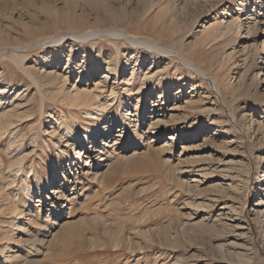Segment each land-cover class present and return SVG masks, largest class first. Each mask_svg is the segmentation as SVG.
I'll list each match as a JSON object with an SVG mask.
<instances>
[{
	"label": "rangeland",
	"instance_id": "1",
	"mask_svg": "<svg viewBox=\"0 0 264 264\" xmlns=\"http://www.w3.org/2000/svg\"><path fill=\"white\" fill-rule=\"evenodd\" d=\"M96 1L0 0V31L19 43L0 49V88H6L0 115L16 107L25 115L13 132L21 137L20 145L26 144L11 154L0 139V201L19 203L24 210L0 214V264H264V224L251 211L261 198L257 182L264 176L262 69L254 71L257 81L251 82L248 73L240 85L251 61L264 66V19H255L258 0H251L246 14L235 2L223 16L218 12L230 0H173L184 8L178 21L187 25L180 33L185 44H193L199 31L215 21L238 15L251 25L257 21L249 38L198 49L222 62L219 89L182 61L193 54L176 51L168 39L145 28L167 0H103L112 18L92 4ZM139 1L147 3L146 12L139 11ZM92 29L99 32L77 39ZM60 38L64 50L57 54L51 42ZM152 39L167 53L148 47L145 42ZM113 43L120 47L115 67L110 66ZM252 44L260 52L246 62L237 51L243 45L247 53ZM13 53L24 57L21 65L11 61ZM44 57L56 59L57 66L48 71L66 79V92L87 89L103 104L98 120L53 99L51 86L40 77ZM84 65L88 70L80 76ZM108 68H116L113 75ZM132 70L136 80L130 78ZM227 82L242 88L241 95L232 97L222 87ZM140 84H145L143 93ZM111 90L114 98L108 96ZM103 127L107 132L101 133ZM215 130L222 134L213 135ZM82 134L98 136L93 148ZM113 134L120 139L111 141ZM16 152L27 157L26 169L32 164L39 176L52 175L50 192L40 194L36 180L28 184L27 196L21 187L29 182L24 171L9 184L4 163ZM222 168L229 176L221 174ZM59 187L69 204H55Z\"/></svg>",
	"mask_w": 264,
	"mask_h": 264
},
{
	"label": "bare ground",
	"instance_id": "2",
	"mask_svg": "<svg viewBox=\"0 0 264 264\" xmlns=\"http://www.w3.org/2000/svg\"><path fill=\"white\" fill-rule=\"evenodd\" d=\"M235 2H236L235 7L238 8V11L241 12V14H246L248 12L249 5L252 1L251 0H238V1L230 0V5L227 6V8L222 9V11L218 12V14H220L221 16L227 15V12L232 10L233 4ZM174 3L175 2L173 0H167L166 4L165 5L163 4L164 6L158 7V14L156 15L154 21L150 22L149 26L145 25V28L148 30V32L150 31L151 33H153L155 35V37H157L158 39H162V40L168 39V43H170L169 46L174 48L176 51L180 52L182 49H184L186 53H191V55L193 54L194 58L190 57L189 59H187V58L183 59L184 58L183 57V58H181V59H183L182 61H184L188 67H190V68L192 67V69L200 72L203 76L212 80L211 82H212L213 86L215 88L219 89V86L222 83L221 80L218 79L219 75L222 72V67H223L222 62L220 63V61L214 56H212V57L203 56V54H205V53L202 54V52H200L198 49H205V48H207L208 45H211L212 43L217 42L218 40H220V43L222 44V46H227L237 36H239L241 39L242 38H249L250 34H252L255 31L256 27L258 26L256 22L260 21L262 23V20L264 19V0H258L256 2L258 4V7L256 6V8H257L256 9V13H257L256 17L257 18H255V19H259V20L255 21L252 25H251V21L249 23L244 22L241 19L240 15H238L234 19L226 21L225 23L223 21H215L210 26L205 27L203 30L199 31L200 35H198V36L196 35L198 38L193 44H185L182 37H181L182 36L181 32L187 27V25H186V27L181 25L180 22L178 21V18H179L178 16L180 15L179 14L180 10L182 12V11H184V8L183 7L178 8V6H175ZM92 4H94L95 6L99 5L100 8L103 9L105 12H108V14L111 13L109 10H107L106 4L104 3L103 0H98L96 2H92ZM138 4L141 7V9L139 11L146 12V10L149 8L146 2L139 1ZM110 17L112 18V14H110ZM191 17H192V15H191ZM216 17H217V14L214 16V18H216ZM212 20H214V19H212ZM111 21H113V20H111ZM159 23H162L163 26L157 27V25H159ZM136 24H139V23H136ZM30 30H32V29H30ZM241 31H245V34L241 35V33H240ZM98 32H99L98 29L88 30V31L84 32V34L77 39H79V40L85 39L86 40V38H88L90 35L98 33ZM262 34L264 35V31L262 32ZM77 39H75V41H77ZM69 40L70 39H67L65 41H69ZM63 41H64V39L60 38L58 40L51 42V43L55 44V47L53 48L52 51L57 53V54H61V51L64 48L62 45ZM75 41H73V42H75ZM252 41L254 43H256L255 34H254ZM130 42L132 44L136 43L134 38L130 39ZM149 42L150 43L145 42L148 47L156 49L158 53H160V52H162V54L167 53L166 49L160 48V46H159L160 44L158 45L157 43H155L156 42L155 39H152ZM121 44H123V43H121ZM15 46L19 47V43L16 40H14V39L12 40V38L10 39L9 37H7V34H6V36L3 35L0 31V49L2 47H5V49H6V47L10 48V47H15ZM93 46H94V44H91L90 47L92 48ZM255 46H256L255 44L250 45V48H248L249 50H247V53H246V52H243L245 47H243V45H241L239 48V51H237V53L238 52L241 53V55H240L241 59L245 60L247 62L248 58H252L255 55V53H257L259 51L257 49V47H255ZM113 47H114V51H113L114 53H112V55H111V64H110V66H112V67L114 66V62L117 61L118 55L120 53V47H119V45H117V43H113ZM260 47H261L260 50L262 51V54L264 55V40L261 42ZM91 48H90V50H91ZM70 52H72V49ZM232 56L233 55H231V54L227 55L225 57L224 61H226L228 63L232 59ZM9 58L17 66L21 65L23 60H24V57L22 55L17 54V53H13V55ZM200 58H203L204 61L200 62L198 60ZM68 59H69V57H68ZM132 59H134V58L131 57V60ZM41 60H42V65L46 67L45 68L46 70L40 74V77L43 81L46 82V84L48 86H51L50 87L51 88V90H50L51 94L50 95L53 97V99L56 101L63 102L66 106L78 108V109H83L85 114L88 117H90L91 120H98L99 118H98L97 113H99V110L103 109V107H102L103 104H101L96 99V96L92 92L88 91L87 89H79V90L73 89L72 92H66L65 91L66 79H64L63 76L56 74L55 72L48 71L49 69L55 68L57 66V64H54L56 59L50 60L47 57L46 58L44 57ZM57 60H59V58ZM129 61H130V59H126V60H124V62L122 64L126 66L129 63ZM134 61L137 62L136 59H134ZM259 64L260 63H258L257 61L256 62L255 61L250 62L249 66L246 68V71L241 76L242 82L240 83V85L243 83V81H244L245 77L248 75V73H250V75H251V78H250L251 82L257 81L258 75L256 73H254L255 69L256 68H257V70L262 69V72L264 73V66H259ZM7 68H8V66H7ZM85 70H88L87 65L81 66L79 75L84 76L83 72L86 73ZM115 70H116V68L115 69H113V68L107 69V71L112 72L111 73L112 75H113V72ZM25 73L28 76L32 77V73L29 70L25 69ZM91 74H94L93 71L91 72ZM129 74H130L131 79L132 78L137 79V77H138V76L137 77L133 76V74H134L133 70ZM261 76H263V75H261ZM126 82L128 83L129 80L128 81L126 80ZM147 82H148V80H147ZM144 86H145V84H143V85L140 84L139 92L143 93L142 91L145 90ZM222 87L224 89H228L230 91V95H232V97L234 95H236V96L241 95L240 93H242V91H243L242 88H240V87L236 88V87L232 86L229 82L222 84ZM96 90H98V88H96ZM101 91L103 92V90H101ZM124 91H127V90L125 89ZM5 93H6V88L1 87L0 88V95H4ZM164 93H165L164 91L161 93H158V95L160 96L159 98H161V96ZM115 94H116L115 91L111 90V92L108 94V96L114 98ZM137 94H139V93H137ZM59 96H60V98L57 99V97H59ZM140 102H141V98H139L137 100L136 105H139ZM17 112H18V108L16 107V109L14 108L12 113L3 112L0 115V139L1 138L4 139V141H5L4 146H6L5 147L6 152L10 149L11 154L14 153L15 150L17 151L16 147L18 145H19L18 151H17L18 153H19V151H21L26 146V144L20 145L22 140H20L19 138H21V137L17 134L16 130H15L16 132H13L14 129L16 128L15 127L16 124L18 122H20L25 117L24 114L22 115V114L17 113ZM93 123L96 124V122H93ZM154 123L155 122L151 123L152 126H154ZM151 124H149V126ZM259 127H260V125H259ZM262 128H263V126H262ZM262 128H260V129H262ZM107 130H108L107 127H103L101 133L107 132ZM65 131H66L67 135H71V131L68 128H65ZM221 132H222L221 130H215L213 135L219 136L220 134H222ZM88 133L91 134L93 132H92V130H89ZM82 135H83V140L85 142L90 140L88 143V144H90L89 148H93V144H94V141L96 139L94 137H98V136H94V137L87 139L84 136L85 134H82ZM115 135L116 134H113V136H115ZM118 137H119V135L118 136L116 135V137H114L111 141L119 140L120 138L118 139ZM71 138L72 137H70V139ZM262 138L264 141V136ZM107 141H108V139H107ZM107 141H106V139H104L101 141V144L104 143L103 145H105L107 143ZM18 142H19V144H18ZM33 142H35V141H33ZM33 142H32V140L30 142L28 141V143H33ZM28 143H27V145H28ZM23 152H25V151H23ZM10 153H8V154L11 155ZM18 153L12 157L9 156V158L6 159V164L4 163V169L7 171V174H8L7 179L11 178V182L9 184L14 183L16 174H18L21 171H24L26 174L29 175V182H27V180L24 179L25 181H23V183H22L23 185L21 187L27 196L30 195V190H29L30 185H28V184H35L36 180H38V182L41 183V185H39V187H38L40 194H42L43 192H48V191L50 192L53 189L52 186L54 185V180L51 177L52 175L46 173L44 177L39 176L40 172H38L36 169H33L32 164H30V169H26L25 166H26V162H27V157H25V155H23V153H20V154H18ZM78 154H81V151H79ZM28 163H30V160H28ZM201 169H203V168H201ZM221 174H223L224 177L229 176V172L225 168H222ZM263 174H264V170H263ZM61 178L65 179V175L62 174ZM259 184H261V186H260L261 198H260L259 202L256 203V205L251 209V211H252L253 215L256 216L262 224H264V176L262 178H259L257 185H259ZM62 185H63V183L61 184V186ZM53 194H54V192H53ZM53 200L57 201L55 204H60V205H62L63 203H68V204L70 203V200H68L66 193L64 191L60 190V187H59V191H58V189L56 190L54 197H53ZM23 211L24 210L20 211L19 203H15L14 205H12L10 203H4V202L2 203L0 201V214L5 213V212H10V213H14V214L17 213L18 215H20V214L22 215ZM174 238H175V236L173 237V239ZM32 263L35 264L34 262H32ZM32 263H30V264H32Z\"/></svg>",
	"mask_w": 264,
	"mask_h": 264
}]
</instances>
